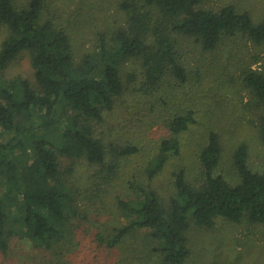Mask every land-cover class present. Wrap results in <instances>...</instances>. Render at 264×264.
<instances>
[{
  "label": "trees",
  "instance_id": "16d2710c",
  "mask_svg": "<svg viewBox=\"0 0 264 264\" xmlns=\"http://www.w3.org/2000/svg\"><path fill=\"white\" fill-rule=\"evenodd\" d=\"M101 1L0 0V255L11 256L20 240L52 252L57 260L46 264H66L59 261L78 247L75 233L85 225L99 253L121 252L114 264H188L191 225L264 229V168L253 169L241 142L231 176L222 172L224 135L215 121L230 100L220 85L193 90L199 68L194 77L184 49L191 41L200 56L241 45L217 73L248 96L264 146V70L252 67L263 59L264 17L255 21L233 5L208 8V0H117L124 23L96 29L92 46L77 54L74 35L94 26ZM22 53L33 81L7 76ZM123 108L137 137L117 143L109 117ZM189 133L199 134V148L188 167ZM140 154L141 165L130 169ZM77 163L89 169L85 185L73 180ZM170 165L161 194L155 181ZM87 193L94 201L82 209Z\"/></svg>",
  "mask_w": 264,
  "mask_h": 264
},
{
  "label": "rangeland",
  "instance_id": "374dc122",
  "mask_svg": "<svg viewBox=\"0 0 264 264\" xmlns=\"http://www.w3.org/2000/svg\"><path fill=\"white\" fill-rule=\"evenodd\" d=\"M116 1L102 0V9H98L95 13L96 20L94 26L86 29L85 33L74 35V47L77 54L85 52L92 46L94 31L96 29H102L106 26L109 29H113L116 25H120L122 22L124 23L123 14L117 10ZM226 5H233L239 11L248 12L255 21L264 17V0H208L205 6L212 9H219ZM239 46L241 45L238 42L234 45L230 41L221 47L225 52L216 51L215 53H206L199 56L197 46L193 45L191 41L184 43L185 55L191 65L193 76L196 77V68H199L200 73V76H198L199 83L192 80L193 90L198 85L199 90L203 91H206L205 89L208 87L213 88L215 85H220L221 89L227 93V99L230 100V104L226 105V108H228L226 114L220 117L218 115L215 121L216 128L224 135V154L220 169L229 176L232 174L230 168L233 150L241 142H245L248 146L249 162L253 169L261 170L264 168V146L260 143L256 132V116L246 106L248 96L244 91L240 95L233 92L234 89H238V86L235 85L237 80L229 84L230 76L219 75L217 73L219 72V68L227 67L228 61L226 56L228 53L230 51L235 52V49H238ZM248 50L251 54L259 51L251 47ZM237 52L241 55L244 54V47L242 46V50H237ZM259 54L262 55L263 59L260 62L253 63L252 67L264 70V52L260 50ZM216 61L219 62L216 63ZM17 74L33 81V71L27 53H22L7 71V76L10 77ZM219 97L221 98L218 95L217 98ZM201 101H199V105ZM109 120L111 121V137L115 142L128 143L137 137L134 133L135 129L126 124L130 119L124 108L123 110L116 111L109 117ZM204 127L205 124L202 122L200 126H197V129H200L199 131L202 133ZM155 131L157 130L152 129L148 133V137H155L157 135ZM185 135L182 160L184 165L189 167L193 166L195 162V152L199 148V134L189 133ZM131 162L132 166L130 169L135 166H140L141 154L139 157H132ZM77 164L73 174V180H76L78 184L85 185L89 169L82 163V165ZM171 171L172 166L170 165L155 181V187L161 194L166 193V185ZM117 191L121 192L122 189L115 190V192ZM115 192L112 191L107 194L105 197L107 203H112ZM87 194L88 196L83 200L84 206L82 209L87 208L89 201H94L93 195L91 196L90 193ZM95 206L98 207V204ZM84 227L85 225L79 227L75 233L76 239L79 242L78 247L74 248L68 254L63 255L59 262L66 264H114L117 256L121 255V252L118 250H108L106 253L102 251L99 253L96 250V245L84 236ZM188 235L190 248L188 264H264V229L258 225L248 223L233 224L227 221H219L211 231L191 225ZM12 245L13 253L9 257L0 255V264H46L50 261L54 262L57 260L53 257L52 252L32 249L27 242L17 240ZM127 249H129L128 246L124 245L122 257L128 255Z\"/></svg>",
  "mask_w": 264,
  "mask_h": 264
}]
</instances>
